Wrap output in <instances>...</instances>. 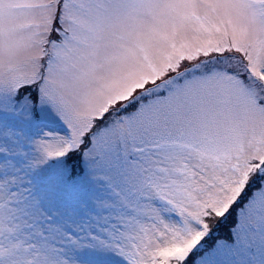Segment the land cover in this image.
<instances>
[{"label":"snow or ice","instance_id":"1","mask_svg":"<svg viewBox=\"0 0 264 264\" xmlns=\"http://www.w3.org/2000/svg\"><path fill=\"white\" fill-rule=\"evenodd\" d=\"M0 264H264V0H0Z\"/></svg>","mask_w":264,"mask_h":264}]
</instances>
